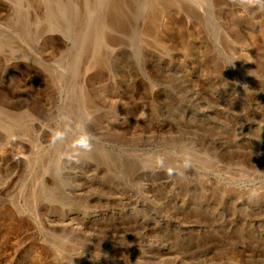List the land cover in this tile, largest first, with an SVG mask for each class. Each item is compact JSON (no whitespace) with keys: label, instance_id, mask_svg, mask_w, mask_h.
Returning a JSON list of instances; mask_svg holds the SVG:
<instances>
[{"label":"rangeland","instance_id":"rangeland-1","mask_svg":"<svg viewBox=\"0 0 264 264\" xmlns=\"http://www.w3.org/2000/svg\"><path fill=\"white\" fill-rule=\"evenodd\" d=\"M84 131L93 150L70 164ZM255 153L264 13L0 0V264H264Z\"/></svg>","mask_w":264,"mask_h":264},{"label":"clouds","instance_id":"clouds-1","mask_svg":"<svg viewBox=\"0 0 264 264\" xmlns=\"http://www.w3.org/2000/svg\"><path fill=\"white\" fill-rule=\"evenodd\" d=\"M231 3L237 5L238 7L242 9H250L255 10L259 13H264V0H231ZM68 132V128L65 127V129H56L51 133V137L49 140V144L51 146H55L58 143H62L66 140V135ZM72 151L70 153H67L63 159L67 160L70 164L71 163H79V158L84 153H90L93 150V142L92 137L86 132H81L78 136H76L70 145ZM254 153L252 152V155ZM256 155H261L264 153H255ZM156 167L157 170H165L169 175H172L174 170L171 168H166L164 157L158 156L156 157ZM191 166L190 160L185 159L183 167L185 169L189 168ZM182 175V173H180Z\"/></svg>","mask_w":264,"mask_h":264}]
</instances>
